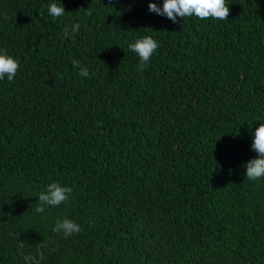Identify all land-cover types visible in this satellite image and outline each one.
<instances>
[{
    "label": "trees",
    "instance_id": "trees-1",
    "mask_svg": "<svg viewBox=\"0 0 264 264\" xmlns=\"http://www.w3.org/2000/svg\"><path fill=\"white\" fill-rule=\"evenodd\" d=\"M52 2L0 0L20 63L0 80V264H264V178L242 167L264 122V0L177 23L149 12L163 0H60L55 20ZM52 182L69 202L35 212ZM64 218L81 231L53 232Z\"/></svg>",
    "mask_w": 264,
    "mask_h": 264
},
{
    "label": "clouds",
    "instance_id": "clouds-1",
    "mask_svg": "<svg viewBox=\"0 0 264 264\" xmlns=\"http://www.w3.org/2000/svg\"><path fill=\"white\" fill-rule=\"evenodd\" d=\"M112 0H109L111 4ZM148 10L160 16L167 17L173 23L182 20L185 17L195 16L199 19L227 20L230 15V8L227 0H163L162 7L155 2H149ZM48 13L53 20L64 16L67 12L63 4L52 2L48 5ZM81 28L80 23H74L66 26L63 31V37H74ZM158 43L151 36H144L137 39L129 45V49L139 57V69L143 71L149 64L153 53L157 50ZM74 68L79 69V75L82 77L89 76V69L84 66L78 59H73ZM20 68L19 60L8 55L6 52H0V80L7 77L8 81H13ZM251 149L256 152V157L250 159L245 165V176L249 180H257L264 178V122H261L255 129ZM73 189L71 187L62 186L58 182H52L47 185L46 189L39 193V204L35 208V212L43 213L45 206L58 207L62 203L69 202ZM53 232L63 233L65 237L74 233H79L81 227L75 221L64 218L57 220Z\"/></svg>",
    "mask_w": 264,
    "mask_h": 264
}]
</instances>
